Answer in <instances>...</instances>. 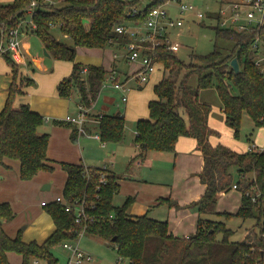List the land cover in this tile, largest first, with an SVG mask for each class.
Masks as SVG:
<instances>
[{"label":"trees","instance_id":"16d2710c","mask_svg":"<svg viewBox=\"0 0 264 264\" xmlns=\"http://www.w3.org/2000/svg\"><path fill=\"white\" fill-rule=\"evenodd\" d=\"M167 0H152L132 15L138 0H56L42 1L29 12L31 0L0 2V31L19 25L30 16L34 31L41 37L46 50L56 58L73 61L72 71L59 82L58 94L70 96L79 92V102L90 107L98 97L107 78L108 70L102 64L76 60L77 46L106 47L113 43H127L128 33L116 26L129 21H144L148 11ZM73 39L72 43L58 39L54 32ZM216 39L226 38L233 46L226 51L215 43L212 51L191 53L195 62H187L166 44L153 48L154 56L166 70L155 84L156 97L149 100V116L136 122L135 141L138 152L132 160H143L150 151H175L182 135L195 136L205 156L201 172L207 183L205 193L194 202L199 211L194 233L179 236L170 232L169 222L149 213L133 214L129 206L135 199L128 195L117 204L115 196L120 189L119 175L102 166H86L79 162L62 161L67 170L63 196L72 205L83 203L85 217L76 221V212L67 210L61 201L45 205L56 228L43 241H26L21 231L10 236L3 219H12L15 211L9 201L0 202V264H12L9 252L22 255V264H34V259L45 264H58L52 247L74 240L82 229L114 243L121 258L129 264H259L264 262V148L257 145L246 151L235 150L225 144L211 143L209 136L219 131L209 125L212 104L200 98V90L214 87L220 97L226 122L238 134L243 115L248 113L255 126L264 123V24L237 30L212 25ZM0 32V40L4 36ZM12 67V81L5 106L0 111V164L5 158L20 162V176L30 179L40 170H52L48 157L49 132H39L45 116L33 110L27 102L15 104L25 94V87L34 84V78L20 72V63L10 50L2 52ZM237 56L240 70L231 65ZM263 57L261 62L259 58ZM184 73L180 76L181 72ZM168 74V75H166ZM197 74L196 86L189 79ZM126 119L120 112L98 116V133L102 141L122 142L125 138ZM76 127L72 137H77ZM254 143V141H252ZM235 166V170L232 168ZM236 172L237 177L234 176ZM104 178V179H103ZM237 184L242 190L241 203L235 212L218 211V193ZM161 201L171 203L170 197ZM220 213L226 218L239 215L256 219V229L246 233L243 240L231 239L234 229L224 220L209 217ZM221 234V238L218 235ZM115 237V238H114Z\"/></svg>","mask_w":264,"mask_h":264},{"label":"crops","instance_id":"0c3cea01","mask_svg":"<svg viewBox=\"0 0 264 264\" xmlns=\"http://www.w3.org/2000/svg\"><path fill=\"white\" fill-rule=\"evenodd\" d=\"M4 1L6 2L8 0ZM129 23L133 22L129 21ZM25 26L27 25H24V22L22 25L20 24V37L29 31L35 32L32 27L28 30ZM21 46L23 53L25 54L24 61H31L40 68L39 71L31 73L35 83L24 88L26 93L21 102L29 103L33 110L42 113L44 116L46 115L47 117L45 118L47 121H49L52 116L56 115L61 116V119L59 122H56V119H53L54 122L52 124L47 123L46 125H41L39 128L40 133L49 132L50 134L48 157L54 168L48 170L49 172H45V169H42L30 179H23L20 176L18 180L15 179L17 181H15L16 183L9 185L7 174L9 175L10 171L8 170V167L11 164L18 165L20 175V162L18 159L6 157V163L0 164V180L2 181L0 184V202L9 201L15 211L14 217H16L20 210H22V207H24V211H28V203L27 199H25L26 195L24 197L23 194L27 191L33 190L32 188L51 190L54 186L55 178L59 173L61 183L58 187L60 188L61 186V193L47 192L42 194L47 197L41 198V204L43 200H47L48 202L55 200L57 195L63 194V189L67 180V170L62 167L61 162H79L86 166H102L116 172L119 175V181L121 184L119 192L125 191L124 196H135V199L129 206V211L131 213H149L154 217L167 219L170 232L175 235L187 236L194 233L197 229L199 217V211L197 210V206L194 205V202L202 197L207 186V183L201 176V172L205 167V156L200 149L198 139L195 136L182 135L176 142L175 151H150L145 159L132 160L134 155L138 152V143L135 141L136 129L134 136L129 138L128 141L126 140L128 144H124L123 146H121V144L126 139V133L122 143L118 142L117 144L102 141L100 136L96 135V133H98V114L120 112L125 119L129 116L130 118H135L136 122L139 118L149 116V100L156 97L154 86L166 73L163 64L157 62L156 70L149 76V79L145 82H140L137 74H135L140 68V62L137 60L132 61L127 58L125 43H113L106 47L77 46V50L82 47L85 51V53H83L87 54L90 58L86 59L87 62H84V59L76 55L77 61L102 64L107 68L108 73L105 81L106 83L104 82L102 89L108 86V84H111L112 88L121 93L120 97L122 102L129 101L130 93L126 91H133L132 94L136 96V99L144 104L143 110L139 107L140 105L137 104L133 108L132 102H130L125 105L124 110L118 107L116 112H105L103 110L99 111L95 109L97 97L92 106L86 110V112L88 110L90 112L86 113L87 117L84 123L86 131L80 133L78 123L68 119L67 116L76 115L80 110L81 103L77 100L79 110L77 109L78 112L76 111V114H67L66 111L68 110L69 100L61 97L58 94L57 89L61 79L68 75V72L72 71L73 64L72 67L67 68L66 65L60 61L63 59L61 58L57 61L58 66H56V68H51L48 63H45L44 56L34 55L30 51L31 44L29 41L21 39ZM44 49L46 48L44 47ZM46 55L51 54L48 52ZM124 61L126 64H123ZM113 75L116 77L117 81L122 83L121 87L114 85L110 79ZM12 78V67L0 60V111L5 106ZM134 81H137L138 83ZM115 98L116 97L114 96H109L107 101L112 103ZM21 102L15 104L17 105ZM211 112L209 114L208 122L209 125L214 128L213 126L216 121L215 118L211 116ZM65 113L66 115H64ZM88 115H90V117ZM76 127L78 128L77 137L74 138L72 137V134ZM87 135H92L95 138ZM209 138L214 145L220 142V138L216 136V134H211ZM254 144L259 146L255 141ZM231 146L244 151V149L237 148L234 145ZM97 149L102 150L98 152ZM234 189H238L240 192V196L237 197L239 203H237L238 205L236 208L239 207L242 190L233 186V188L228 191L223 190L218 193V211H232L231 209H222L219 204V199L222 196L229 195ZM163 197H170L172 202L161 201V198ZM23 199H25V202H23ZM42 205L45 206L44 204ZM3 220V226L7 233L10 236H16L20 229H14L10 232L11 230H8L9 228L5 223L9 222L10 219ZM27 225L28 224H25L24 227L26 228ZM55 228L56 224L53 219V222L50 224L48 223V225L45 224V227L42 228L43 235L41 237H37V239H35L36 237H25L24 235H22V237L26 241L37 240L41 242L46 239ZM65 250L68 253L66 248ZM16 253L17 252L14 251L9 252V258L12 264L17 259L16 257H19L17 262L22 264V255L17 253L20 255L18 256ZM67 253L65 256L66 259ZM33 262L34 264H41L42 261L38 259V263H35L34 259Z\"/></svg>","mask_w":264,"mask_h":264},{"label":"rangeland","instance_id":"374dc122","mask_svg":"<svg viewBox=\"0 0 264 264\" xmlns=\"http://www.w3.org/2000/svg\"><path fill=\"white\" fill-rule=\"evenodd\" d=\"M9 1H12V0H8L6 2H9ZM48 1L56 2V0H48ZM150 1L152 0H138L137 7L141 8L145 6L147 3H149ZM190 1H192L195 5L201 7L205 12H207L208 15L200 20V18H197V16L194 13L186 12L184 14V20H185L184 25L181 28L177 27V28L169 29V34L171 38L173 40H178L181 43L180 49L177 50V55L181 59L186 60L187 62H195L198 59L196 56L192 57L191 53L210 52L215 47L216 41L221 49L225 51L227 49H230L234 44L233 41L226 39V38L216 39V29L212 27V25L216 24L217 17L210 15V13H212V11L213 12L216 11L219 8L220 6L219 0H190ZM0 2L6 3L4 0H0ZM168 6L170 5H167V7ZM173 6L174 4L171 3V7H168V8L169 9L171 8L172 14L178 15L177 10ZM25 21H28V22H25ZM23 22H24V25L25 24L27 25L25 26V28L28 30H30L31 27L32 28L35 27V24L30 18V16L22 19L19 22V24L22 25ZM0 32L2 33V30ZM53 32L57 38L65 40L69 43L73 42V39L70 36L64 35L58 26L53 28ZM3 37L4 36H2V39L0 40V45L3 41ZM21 39L25 41H29L31 44L30 51L34 55L44 56L45 63L46 64L48 63L51 68H56V66H58L57 61L61 58H56L53 55H46L43 41L36 32L29 31L28 33H24L21 36ZM6 43L7 41L5 39V45ZM0 51H1V48H0ZM2 52L3 51H1L0 53L1 54L0 60H2L5 64L9 66L10 63ZM10 52H11V55L20 63V72L23 75L32 77L31 76L32 72L34 71L36 72L40 70V68H38L31 61H26V60L24 61L25 54L23 53L22 46H21V52H22L21 59L16 58L12 50H10ZM83 52L85 53L83 48L80 47L78 48L76 55L84 59L83 60L84 62H87L86 59H90V58L87 54H84ZM60 61H62L66 65L67 68L72 67V64H73L72 60L61 59ZM123 64H126L125 61ZM69 73L70 72H68V74ZM183 73L184 71L181 72L180 76ZM134 82H137V81H134ZM189 82L191 85L196 86L198 82L197 74H193L190 77ZM126 92L130 93L129 101L122 102L121 97H120L121 93L115 90L114 88H112L111 84H108V86L104 87L101 90L100 95L98 96L95 102V105H96L95 109L99 111L103 110L105 112H116L118 107L124 110L125 105L132 102L133 108L137 104V105H140L139 107L142 108L143 110L144 109L143 102H140L139 100L136 99V96L132 94L133 91H130V92L126 91ZM24 96H25L24 94L17 96L15 99V103H19L23 101ZM60 96L69 100L68 110L66 111L67 114H74L77 111V109L79 110V104L77 103V100L79 102L80 96H79L78 90H74V92L70 96H62V95ZM109 96L116 97L114 102L109 103V101H107ZM200 96L203 100L210 102L213 106L211 116L215 118V121H216L213 127L219 131V133L216 134V136L220 138L219 143L225 144L235 150H239L231 146V145H234L237 148L244 149V151L249 149L251 144H253L252 141H255L259 145V147H264V123L260 126H255L251 116L248 113H245L243 115L240 131L238 134H236L234 128L231 127L226 122L225 114L222 109V103H221L217 90L214 87L202 88L200 90ZM87 112L90 113L89 110ZM66 113L64 115H66ZM88 116L90 117V115ZM97 116H100V114H98ZM45 117L47 116L45 115ZM53 119L54 120L56 119V122H59V120L61 119V116H58V115L52 116V118L49 119V121H47L45 118V121L43 122L42 125H46L47 123L52 124L54 122ZM135 129H136V119L132 117L130 118L129 116H127L126 125H125L126 139L125 141H123V143L121 142L122 143L121 146H123L124 144L125 145L128 144L126 140L128 141L129 138L134 136ZM87 136L95 138L92 135H87ZM117 143L118 142H111V144H117ZM97 150L98 152H100L102 149H97ZM239 151H243V150H239ZM8 168H9L8 170L10 171V174L9 175L7 174L8 176L7 179H9V185H13L14 183L17 182L16 180H18L20 177L18 165L11 164ZM232 169L235 170V166ZM45 172H49V171L45 170ZM234 176L237 177L236 172L234 173ZM1 182L2 181L0 180V184ZM60 183H61V179H60V174L58 173L57 177L55 178L54 186L52 187L51 190H46V189L41 190L38 188H32L33 190L25 192L23 196L25 197L26 195L25 199H27L28 211H24V207H22L21 208L22 210H20V212L16 215V217L10 219L9 222H5L9 228L8 230L9 231L11 230L10 232H12L14 229L15 230L20 229V231L22 232V235H24L25 237L27 236H30L32 238L36 237L35 239H37V237H41L43 235L42 228L45 227V224L48 225V223L50 224L51 222H53L52 215L49 213L47 208L41 204V198L47 197V196H43L42 194H45L47 192L61 193L62 188L61 186L60 188L58 187ZM124 192L125 191L118 192V194L115 196V202L117 204L123 203V201L127 197V196H124ZM238 196H240V192L238 189L232 190L227 196H222L219 199V204L221 205L220 207H222V209H231L232 211H235L237 209L236 208L238 205L237 203H239V200H237ZM25 199H23V202H25ZM208 216L213 219L224 220L227 223V226H230L232 229H234V233H232L231 235V239L233 240H243L245 238L246 233L252 232L253 230L256 229L255 227L256 219L253 217H249L245 219L239 215L234 214L230 216L228 219H226L224 215L222 214L220 215L218 213H212V214H209ZM25 224H28L26 228L24 227ZM80 232L82 234L81 233L80 235L78 234V237L76 238L79 245L83 249L89 251L94 257V259L84 261V264H129L128 258L120 257L117 251V248L115 247L113 242L108 241L100 236L92 235V234L85 233V232L83 233L82 230ZM218 237L221 238V234H219ZM52 251L58 257V264H64L66 261L65 256H66L67 251L63 247V244L59 243L53 246ZM16 258L18 259L19 257H16ZM17 259L13 262V264H20L19 262H17ZM41 261H42L41 264H45L43 260Z\"/></svg>","mask_w":264,"mask_h":264},{"label":"built area","instance_id":"2783aa9c","mask_svg":"<svg viewBox=\"0 0 264 264\" xmlns=\"http://www.w3.org/2000/svg\"><path fill=\"white\" fill-rule=\"evenodd\" d=\"M42 1L46 0H31L29 12L32 13ZM219 2V8L214 12L212 11L210 15L217 17L216 24L220 26L243 30L264 24V0H219ZM171 3L174 4L173 7L177 10L178 15L172 14L171 8H168L171 7ZM167 5L170 6L167 7ZM139 9V7H135L132 15L137 14ZM186 12L194 13L200 20L208 15L207 12L190 0H167L163 4L152 7L144 21L120 23L116 26L117 31L130 35V39L126 43V55L129 60L140 62V68L135 73L140 82L147 81L149 76L156 70L158 61L154 56L153 48L158 44H166L168 48L174 51L180 49L181 43L171 38L169 29L181 28L184 25V14ZM2 32L5 35L0 45L1 51L12 50L15 54L14 56L21 59L20 24L5 31L2 29ZM5 39L7 41L6 45ZM262 60L263 57H260L258 62ZM110 79L115 86H122V83L117 81L114 75ZM86 109L83 104H80V110L76 115L67 116L68 119L78 123L80 133L86 131L84 127L87 117ZM96 135L100 136L99 133H96ZM234 187H237V184H234ZM55 200L61 201L67 210L74 208L76 221H83L86 215L83 203L75 202L72 205L61 194L57 195ZM46 203H48L47 200L42 201V204ZM82 231L83 233L85 232L83 229ZM80 233L79 231V235ZM63 246L68 250L64 264H84V261L94 258L89 251L79 245L77 239L64 241ZM35 263H38V259H35ZM259 264H264V262Z\"/></svg>","mask_w":264,"mask_h":264},{"label":"water","instance_id":"95a60500","mask_svg":"<svg viewBox=\"0 0 264 264\" xmlns=\"http://www.w3.org/2000/svg\"><path fill=\"white\" fill-rule=\"evenodd\" d=\"M45 53L48 54V51L45 49ZM231 65L235 68L236 71L240 70V63L237 56H234L231 59ZM115 238V237H114Z\"/></svg>","mask_w":264,"mask_h":264}]
</instances>
